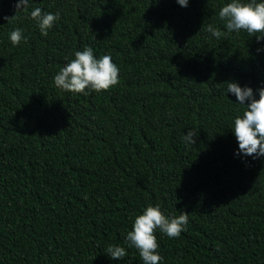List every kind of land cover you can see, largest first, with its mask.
<instances>
[{
	"label": "trees",
	"instance_id": "16d2710c",
	"mask_svg": "<svg viewBox=\"0 0 264 264\" xmlns=\"http://www.w3.org/2000/svg\"><path fill=\"white\" fill-rule=\"evenodd\" d=\"M231 2L0 0V264H143L125 238L149 205L188 213L178 238L155 232L159 264H264V156L237 154L245 106L225 83L264 87V41L227 31ZM36 7L60 13L47 36ZM16 28L27 42L14 46ZM85 46L111 56L119 83L55 87Z\"/></svg>",
	"mask_w": 264,
	"mask_h": 264
},
{
	"label": "clouds",
	"instance_id": "9594fccd",
	"mask_svg": "<svg viewBox=\"0 0 264 264\" xmlns=\"http://www.w3.org/2000/svg\"><path fill=\"white\" fill-rule=\"evenodd\" d=\"M29 2L30 0H16V12L21 10L27 12ZM176 2L182 7H187L189 0H176ZM218 15L225 22L229 33L244 30L250 36H255L258 43L264 41V0L261 2L250 0L247 3L232 0L219 10ZM59 17V12L44 13L39 7L34 8L30 13V18L36 21V26L43 36L48 35V30ZM206 30L217 39L225 35L211 24L207 25ZM256 33L261 35H255ZM9 38L14 46L22 40L27 42L21 28L14 29ZM74 56L75 58L54 76V85L58 89L88 95L90 92L107 91L119 83V68L112 62L111 56L104 55L97 59L93 49L88 46H85L82 51H76ZM225 83L227 84L226 94L232 93L238 103L245 106L243 114L235 118L232 128L239 145L237 154L242 153L244 156H253V158L264 156V87L254 92L251 87L242 88L235 81ZM246 101L248 103H245ZM197 136L194 129H189L182 139L187 144L195 145ZM187 224V212H181L179 216L169 218L161 212L159 205L155 207L149 205L144 209L143 214L135 217L132 230L127 233L125 239L129 248L134 247L138 250L143 264H159L162 257L157 252L159 245L155 232L159 230L170 239L178 238L186 230ZM106 253L112 260H120L127 255L124 247L114 245H109Z\"/></svg>",
	"mask_w": 264,
	"mask_h": 264
}]
</instances>
